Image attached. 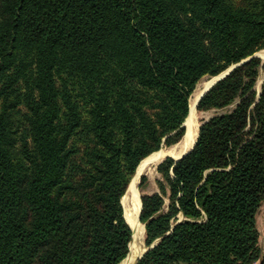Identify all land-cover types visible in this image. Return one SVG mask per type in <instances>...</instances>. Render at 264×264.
I'll return each instance as SVG.
<instances>
[{
  "label": "trees",
  "instance_id": "16d2710c",
  "mask_svg": "<svg viewBox=\"0 0 264 264\" xmlns=\"http://www.w3.org/2000/svg\"><path fill=\"white\" fill-rule=\"evenodd\" d=\"M263 50L264 0H0V264H121L140 164L245 60L158 165L137 264H264Z\"/></svg>",
  "mask_w": 264,
  "mask_h": 264
},
{
  "label": "bare ground",
  "instance_id": "6f19581e",
  "mask_svg": "<svg viewBox=\"0 0 264 264\" xmlns=\"http://www.w3.org/2000/svg\"><path fill=\"white\" fill-rule=\"evenodd\" d=\"M259 55L264 59V51H261ZM215 81L216 78H212L208 82L201 84L198 83L199 85L190 99V114L186 121L187 133L185 138L169 150L161 149L160 151L153 153L143 160L137 169L136 175L131 181L129 188L122 199V204L125 210V219L133 231V240L130 244V254L122 264H134L144 252L141 244L145 235V225L140 220L142 201L138 190L140 176L144 174L146 168L156 166L166 158L179 159L193 148L199 135V124L196 122L197 103L201 96Z\"/></svg>",
  "mask_w": 264,
  "mask_h": 264
},
{
  "label": "rangeland",
  "instance_id": "374dc122",
  "mask_svg": "<svg viewBox=\"0 0 264 264\" xmlns=\"http://www.w3.org/2000/svg\"><path fill=\"white\" fill-rule=\"evenodd\" d=\"M262 61H263V64H264V59H262ZM210 79H212V78L206 77V78H204V80L202 79V82H200L199 84L208 82ZM263 81H264V69L261 72V77H260V79L258 81V85H257V88L259 89V91L261 89ZM217 114H218L217 111L201 112V111H199L197 109L196 122H197V124H199V127H201V124L204 121H208L209 119H211L212 117H214ZM183 139H184V137H183ZM165 147H163L162 150H169L173 146L172 147H166V148ZM158 165L146 168L144 174H142L140 176V180L138 182V184H139L138 185V190H139V193H140L141 200H142V196L143 195H147V194L148 195H153V194L158 193L160 191L159 190V186H158V180L161 178V175L158 172ZM144 177L146 178V183H144V185L142 186L141 183H142V179ZM123 208H124V206H123ZM124 214H125V210H124ZM257 221H258V226H259L258 229H259V232H260V244H261V247H262V249L264 251V205L262 206V208H261V210H260V212L258 214ZM132 240H133V236H132ZM141 246H142L144 251L147 249V246H146V230H145V235L143 237V241H142Z\"/></svg>",
  "mask_w": 264,
  "mask_h": 264
},
{
  "label": "water",
  "instance_id": "95a60500",
  "mask_svg": "<svg viewBox=\"0 0 264 264\" xmlns=\"http://www.w3.org/2000/svg\"><path fill=\"white\" fill-rule=\"evenodd\" d=\"M260 53V52H259ZM259 53H257V54H255L254 55V57H259V58H261V59H263L260 55H259ZM247 60H245V61H243V62H241L240 64H237V65H235V66H233V67H231L229 70H227L226 72H224V73H222L221 75H219L218 77H216V81L213 83V85L201 96V98L199 99V101H198V103H197V108H198V105H199V103H200V100L203 98V96L216 84V83H218L219 81H221V80H223V79H225L235 68H237V67H239L240 65H242L244 62H246ZM185 127H186V123H185ZM199 130H200V127H199ZM186 133H187V127H186ZM185 136H186V134H185ZM185 136H184V138H185ZM197 139H198V137H197ZM197 141V140H196ZM195 144H196V142H195ZM195 144H194V146H195ZM194 146H193V148H194ZM193 148L189 151V152H187L186 154H184L181 158H183L185 155H187L188 153H190L192 150H193ZM181 158H179V159H181ZM179 159H175V160H179ZM162 163V162H161ZM141 212H142V208H141ZM140 220H141V213H140ZM160 240H157L151 247H147V249L140 255V257L136 260V262L134 263V264H137L138 263V261L149 251V250H151V249H153L156 245H157V243L159 242ZM132 242V241H131ZM131 244V243H130ZM130 247V246H129ZM129 254H130V251H129ZM129 256V255H128ZM127 259V258H126ZM125 259V260H126ZM124 260V261H125ZM123 261V262H124ZM122 262V263H123ZM121 263V264H122Z\"/></svg>",
  "mask_w": 264,
  "mask_h": 264
},
{
  "label": "crops",
  "instance_id": "0c3cea01",
  "mask_svg": "<svg viewBox=\"0 0 264 264\" xmlns=\"http://www.w3.org/2000/svg\"><path fill=\"white\" fill-rule=\"evenodd\" d=\"M257 226H258V221H257ZM259 227V226H258Z\"/></svg>",
  "mask_w": 264,
  "mask_h": 264
}]
</instances>
